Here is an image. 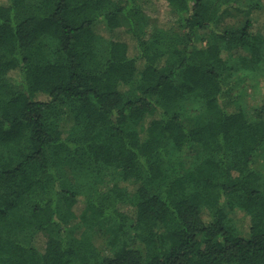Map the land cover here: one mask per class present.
Returning <instances> with one entry per match:
<instances>
[{
    "label": "trees",
    "instance_id": "obj_1",
    "mask_svg": "<svg viewBox=\"0 0 264 264\" xmlns=\"http://www.w3.org/2000/svg\"><path fill=\"white\" fill-rule=\"evenodd\" d=\"M154 1L0 0V264H264V0Z\"/></svg>",
    "mask_w": 264,
    "mask_h": 264
},
{
    "label": "rangeland",
    "instance_id": "obj_2",
    "mask_svg": "<svg viewBox=\"0 0 264 264\" xmlns=\"http://www.w3.org/2000/svg\"><path fill=\"white\" fill-rule=\"evenodd\" d=\"M148 12L153 17H160L161 20L168 15L167 6L161 0L154 1L148 6ZM242 19L239 15H231L227 16L222 22V27H230L240 23ZM253 20L255 22V28L259 29L262 26L264 21V10H259L253 14ZM244 88V96L242 98L243 101L246 102V107L250 109L253 106H259L264 102V82L259 84L258 86L255 83V79L249 78L245 82L242 83Z\"/></svg>",
    "mask_w": 264,
    "mask_h": 264
}]
</instances>
